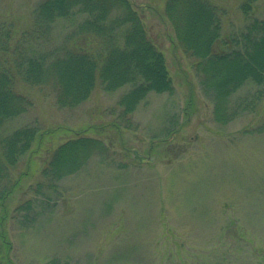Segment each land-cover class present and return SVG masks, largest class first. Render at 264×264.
Masks as SVG:
<instances>
[{
	"label": "rangeland",
	"instance_id": "obj_1",
	"mask_svg": "<svg viewBox=\"0 0 264 264\" xmlns=\"http://www.w3.org/2000/svg\"><path fill=\"white\" fill-rule=\"evenodd\" d=\"M40 1L0 0L1 28L17 33L0 48L31 25ZM130 1L173 89L148 93L123 117L127 87L107 92L96 78L86 101L61 108L51 88L15 79L31 104L0 130L38 135L0 207V264H264V79L230 92L218 121V94L176 43L166 0ZM203 1L217 9L221 52L243 50L264 25V0ZM77 136L105 150L48 188L51 153Z\"/></svg>",
	"mask_w": 264,
	"mask_h": 264
},
{
	"label": "trees",
	"instance_id": "obj_2",
	"mask_svg": "<svg viewBox=\"0 0 264 264\" xmlns=\"http://www.w3.org/2000/svg\"><path fill=\"white\" fill-rule=\"evenodd\" d=\"M216 10L203 0H166L164 5L176 43L194 58L196 71L202 73L201 85L218 94L214 114L221 122L227 95L247 79H264V25L254 26L255 33L245 36L243 50L221 52L218 45L223 40ZM1 27L0 41L17 34ZM58 29L64 31L61 43L56 42ZM2 45L0 128L4 121L25 113L31 104L16 91V78L31 86L51 88L61 108L86 101L96 78L107 92L127 87L118 102L123 117L148 93L173 89L164 57L147 37L130 0H42L19 39L13 45ZM37 135L31 126L0 130V207L15 188L16 182L10 181L14 167L31 150ZM101 150H105L102 141L83 136L56 147L43 169L50 181L48 188L76 173Z\"/></svg>",
	"mask_w": 264,
	"mask_h": 264
}]
</instances>
